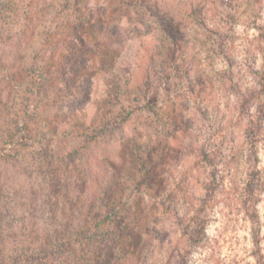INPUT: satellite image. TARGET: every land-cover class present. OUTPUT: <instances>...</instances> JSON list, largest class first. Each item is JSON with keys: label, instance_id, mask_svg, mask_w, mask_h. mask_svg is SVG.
I'll use <instances>...</instances> for the list:
<instances>
[{"label": "rangeland", "instance_id": "1", "mask_svg": "<svg viewBox=\"0 0 264 264\" xmlns=\"http://www.w3.org/2000/svg\"><path fill=\"white\" fill-rule=\"evenodd\" d=\"M98 4L108 8L109 23L120 25L118 38L87 23ZM80 22L92 47L94 84L90 99L72 104L65 93L55 99L56 59L62 62L68 31ZM263 23L264 0H0V133L11 129L15 138L4 149L12 157L0 160V210L15 206L12 227H34L35 214L44 218L38 228H53L46 219L66 211L59 194V207L46 206L53 182L73 187L82 177L90 199L104 189L127 201H155L154 219L140 220L151 244L133 264H256L243 202L254 173L251 200H259L264 244V94L257 73L264 60L253 46ZM39 71L48 73L43 102L34 92ZM8 72L19 79L7 81ZM135 106L142 110L125 125L100 133V122ZM200 220V244L191 243ZM10 240L0 243L9 247Z\"/></svg>", "mask_w": 264, "mask_h": 264}, {"label": "trees", "instance_id": "2", "mask_svg": "<svg viewBox=\"0 0 264 264\" xmlns=\"http://www.w3.org/2000/svg\"><path fill=\"white\" fill-rule=\"evenodd\" d=\"M123 4L138 6L130 1H123ZM96 6L95 10L93 9L89 12L86 18L87 23L90 26H96V28L99 26V30L104 35L118 38L121 32L120 25L115 22L109 23L107 17L108 8L105 5L98 4ZM84 26L85 23L80 22L70 28L67 36H69L71 41L66 42L62 62L56 59L57 66L60 67L57 74H59L60 78L61 88L59 91L61 93L57 94L55 99H61L62 93H65L67 95L65 97L72 98V104H79V102L86 98L90 99L94 84L93 78L89 74L93 63L92 47H90L82 32ZM256 29L258 35L255 38L253 46L255 52L258 53L256 56L260 55L264 60V23L256 25ZM28 65L33 66V61H30ZM163 67H166L164 63ZM26 73L24 72L23 75ZM257 73L264 94V61L261 71ZM37 74L38 87L37 91L34 92L37 93L38 99L43 102L46 100L47 88H45V84L48 82H43V80H47V75L45 74L48 73L39 71ZM31 75H25V80L29 79L30 81ZM149 78L147 77L145 81L146 89L144 96L146 99L148 98L146 91L148 90ZM16 79H19L18 74L11 72L6 74V80L9 82ZM107 82L112 89V85L115 82L112 79H109ZM30 84L31 86L34 85L31 81ZM118 89H113L115 95L119 94ZM75 91L76 93L74 94ZM47 100V102L50 101L49 99ZM39 105L40 103H38ZM258 109L264 115V101L258 105ZM122 110L123 114L117 118L100 122L103 124L100 129L101 134L115 127H122L142 109L135 106L124 107ZM259 126L257 127L259 128ZM3 127L4 125L1 128ZM20 128L21 126L16 129L20 130ZM10 130H3L1 131L3 133H0V160L2 162L12 157L10 154L4 152L6 146H9L11 142H15L14 135ZM28 137L31 138L29 134ZM34 138L36 139V137ZM96 139L97 137L94 135L90 136V140ZM136 153H140V151H136ZM142 161L144 162L146 159H142ZM146 163H143L144 167ZM254 175V173L250 175L251 179L247 187L249 196L243 202V212L245 219L250 223L251 256L255 259L256 264H264L262 222L259 211L256 208L259 200L255 202L251 200L252 195H254V183L257 180ZM76 176L79 177L80 173ZM260 178L258 181L262 185L261 191H264V178ZM214 184L215 182H212L206 188V197L203 200V205L206 207L210 205L209 202L215 195ZM115 185L113 186L114 188H116ZM60 187V181L53 182V188L50 192L52 194L49 198L52 202H47L46 204L47 207L51 206L53 210L59 207V202L55 201V199L60 195L62 197L60 203L63 202L62 207L66 210L58 219H55L53 215L46 219L48 221L45 224H51L53 228H38L41 222L40 219H44L43 215L36 216L32 214L31 220L35 224L34 227L30 229L21 227L22 229L15 230L12 227L14 224L13 220L16 218L13 214L15 213V209H13L15 206L11 207L10 203H7L4 209L0 210V239L4 242L5 239H11L14 242L9 247L0 243V264H133L138 258L141 259L144 256L151 243L149 238H147L146 231L141 229L140 220H142V217H145V222L149 221V219H154L153 213L157 210L155 201L148 203L146 197H134L130 201H127L126 199L124 200V196L120 193L114 195L104 189H102L100 195L98 194L95 199H90L87 193L89 188L87 181L82 177L78 178L73 187L69 183L63 184L61 187L64 190L63 193H59ZM151 192L153 195H151ZM151 192L149 198L153 200L155 198L154 191ZM34 198L32 196L31 203L33 204H35ZM143 207L144 209H142ZM147 207L150 209L148 213ZM34 208H36V204ZM144 213L146 214L145 216L143 215ZM23 221L26 222L25 219ZM199 223L201 227L196 229L195 234H191L189 237L191 243L200 244L201 240H198V238L200 237L199 235L202 236L206 222L200 220ZM196 233L198 235L197 239L195 237Z\"/></svg>", "mask_w": 264, "mask_h": 264}]
</instances>
